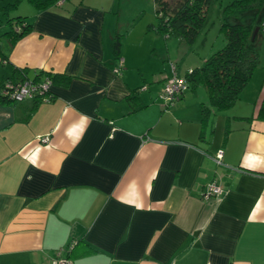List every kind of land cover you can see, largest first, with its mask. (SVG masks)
I'll return each instance as SVG.
<instances>
[{
    "label": "crops",
    "instance_id": "0c3cea01",
    "mask_svg": "<svg viewBox=\"0 0 264 264\" xmlns=\"http://www.w3.org/2000/svg\"><path fill=\"white\" fill-rule=\"evenodd\" d=\"M119 6L0 0V88L54 75L48 100L0 96V264H264V76L250 113L204 120L199 85L167 106V77L206 56L149 27L155 0L146 27Z\"/></svg>",
    "mask_w": 264,
    "mask_h": 264
},
{
    "label": "trees",
    "instance_id": "16d2710c",
    "mask_svg": "<svg viewBox=\"0 0 264 264\" xmlns=\"http://www.w3.org/2000/svg\"><path fill=\"white\" fill-rule=\"evenodd\" d=\"M31 1L39 9H43L59 0ZM212 1L155 0L158 19L157 23L150 24L149 27L156 28L168 37H177L191 43L202 32L207 20V10ZM263 7L264 0H231L224 8L225 12L250 9L257 16ZM256 26V22L223 21L220 31L226 39L225 44L207 56L200 65L188 70L187 74L183 76L186 78L188 86L180 92L172 104L176 103L191 86L203 85L208 93L207 100L201 102L204 120L210 116L213 110H225L233 106L253 77L259 64L260 54L256 45L259 32L253 38ZM262 27L264 28V25L260 26L259 30ZM29 29L28 23L23 24L22 28H19L20 31L15 32V40L23 36ZM120 45L121 41L117 38L115 50L119 58H121ZM47 76L54 77L49 73ZM4 99L14 101L9 98ZM256 117L264 120V98Z\"/></svg>",
    "mask_w": 264,
    "mask_h": 264
},
{
    "label": "rangeland",
    "instance_id": "374dc122",
    "mask_svg": "<svg viewBox=\"0 0 264 264\" xmlns=\"http://www.w3.org/2000/svg\"><path fill=\"white\" fill-rule=\"evenodd\" d=\"M230 1L231 0H213L209 4L207 10V20L205 22L202 32L191 43L185 41H183L185 43H183L182 45H178L177 43H175L174 45L176 48L174 50V54H179L180 56L194 55L195 58L204 57L203 55L207 57L212 52L221 48L226 42L224 34L220 31L223 21L240 20L244 23L256 22L257 26L264 25V7L257 16L250 9H239L232 12H225L224 7ZM143 2L145 3V0H119L120 6L117 7L118 8L117 10H118V16L120 15L122 19L120 27L125 28L127 21L130 22L133 21L134 19H137L136 20L137 22H141L142 20L144 26L145 27L147 26L148 22L150 21L148 19L149 16H154V14H151V9L154 6V0H150V6H151L150 9L147 8L149 6L148 4L147 7L145 6L143 11H140L141 6L144 5ZM258 32L259 33H258V39L256 45L258 46L259 54H260L259 64L255 69L253 77L251 78L252 80H250L249 83L244 87V89L240 94L239 99L234 104L235 107L233 106L232 108L231 107L228 108L227 109L228 111L235 109V111L243 110L245 112L247 111V113H250L253 107L252 101H250L249 103L246 102L245 99H249V98L243 97V95H245V92L247 90L249 89L251 90L252 88L251 86L254 82H256V80H257L256 83L258 84V82L262 81V78L264 76V28L262 27V29L259 30ZM172 39L176 40V42H179L180 40L179 38L173 36ZM195 89L198 90L201 89L204 92H206V88L203 85H199ZM190 92H193V87L190 89ZM224 111L226 110H223V112Z\"/></svg>",
    "mask_w": 264,
    "mask_h": 264
},
{
    "label": "built area",
    "instance_id": "2783aa9c",
    "mask_svg": "<svg viewBox=\"0 0 264 264\" xmlns=\"http://www.w3.org/2000/svg\"><path fill=\"white\" fill-rule=\"evenodd\" d=\"M121 59V58H120ZM122 60V59H121ZM53 85L52 77L46 76L42 80L26 79L22 81H14L8 79L0 88V96L9 98L14 101H21L25 98H41L48 100L52 97L51 87ZM187 80L183 76H179L176 72L168 77L165 87L161 92V98L166 105L172 104L181 91L187 88ZM48 139V137H44ZM222 153H219V157ZM224 193V188L216 180H211L207 184L204 192L205 198L220 197ZM54 264H72L68 257H59L55 259Z\"/></svg>",
    "mask_w": 264,
    "mask_h": 264
},
{
    "label": "water",
    "instance_id": "95a60500",
    "mask_svg": "<svg viewBox=\"0 0 264 264\" xmlns=\"http://www.w3.org/2000/svg\"><path fill=\"white\" fill-rule=\"evenodd\" d=\"M259 29H260V26H257V27L255 28V30H254V36H253V38H254V37H255V35L258 33Z\"/></svg>",
    "mask_w": 264,
    "mask_h": 264
}]
</instances>
